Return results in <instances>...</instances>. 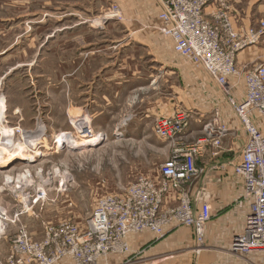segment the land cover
Instances as JSON below:
<instances>
[{
    "label": "built area",
    "instance_id": "1",
    "mask_svg": "<svg viewBox=\"0 0 264 264\" xmlns=\"http://www.w3.org/2000/svg\"><path fill=\"white\" fill-rule=\"evenodd\" d=\"M160 2L161 33L173 40L177 54L208 72L246 133L241 159L233 165L244 186L241 198L246 215L230 250L247 259L264 251V61L241 66L238 55L261 43L264 17L255 25L238 26L233 15L236 0ZM239 86L244 87L241 101L235 94ZM68 118L72 130L60 133L72 134L76 139L85 138L88 131L96 133L88 114H72ZM39 122L43 121L38 120L32 130L24 129L18 122L17 133L31 135L39 129ZM189 124L190 115L183 109L159 118L154 125L155 134L167 141L172 150L157 175L140 176L123 193L101 196L83 225L69 220L48 223L39 240L30 235L24 216L42 208L49 201L51 189L67 191L72 182L69 174L53 165L45 169L39 159L69 151L71 143L65 141L66 136L61 142L54 140L49 149H41L37 161L18 156L15 162L26 159L30 163L22 162L15 175L12 171L16 167L6 170L11 180L5 176L0 184V198L9 196L13 207L11 210L0 202V242L6 239L9 246L6 256L0 251V264H58L66 259L73 264H102L112 254H129L132 235L148 231L162 238L178 226L192 228L197 246L202 248L207 224L212 220L211 205L205 202L195 210L190 187L205 174L198 160L211 151L218 154L227 128L219 126L215 119L204 126L200 138L187 141ZM91 134L87 140H97L100 133Z\"/></svg>",
    "mask_w": 264,
    "mask_h": 264
},
{
    "label": "crops",
    "instance_id": "2",
    "mask_svg": "<svg viewBox=\"0 0 264 264\" xmlns=\"http://www.w3.org/2000/svg\"><path fill=\"white\" fill-rule=\"evenodd\" d=\"M135 4L133 22L140 29L139 32L136 28L128 29L127 34L125 29L118 35L79 33L80 26L95 29L98 25L105 29L109 21L105 20L103 24L97 21L95 25L80 20L71 10L78 9L76 3L66 7L68 17H64L65 14L52 19L46 16L42 25L54 22L56 28L46 41H59L54 49V63L43 68L47 75L40 73L30 85L21 88L22 100L11 105L12 110L20 113L17 122L24 129H36L32 121L37 112L43 115L37 120L43 121L48 133L70 131L68 116L84 113L91 117L96 133L104 138L147 139L157 137L154 125L159 118L172 116L177 109H183L190 115L185 138L194 141L204 134V126L216 119L219 126L227 128L222 148L217 155L209 152L198 160V164L205 168V175L190 187L195 210L205 202L211 205L212 220L206 227L204 248L197 246L199 250H195L197 243L192 228L178 226L168 230L162 238L148 231L132 235L129 240L131 252L112 254L109 258L112 264H132L120 263L122 257H132L130 262H138L134 264H264V251L236 261L220 253L229 249L237 233L242 231L246 215L241 198L244 186L233 168L241 159L246 141L245 137L240 155H237L241 148L237 149L238 141L233 136L242 125L208 72L177 54L173 40L161 33L160 0H138ZM233 15L238 26L255 25L264 17V0H236ZM260 60L264 61V38L257 46L238 55L241 66ZM38 62L35 57L31 63L23 65L30 73L35 71ZM0 94L7 104L10 96ZM235 94L241 101L244 87L239 86ZM243 133L246 136L244 129ZM158 140L157 147L169 148V158L171 145L160 138ZM0 202L13 210L9 196L1 197ZM219 210L222 212L217 213ZM34 215L37 213L24 216V222ZM0 251L3 257L9 253L6 239L0 242ZM172 251L181 252L162 257Z\"/></svg>",
    "mask_w": 264,
    "mask_h": 264
},
{
    "label": "rangeland",
    "instance_id": "3",
    "mask_svg": "<svg viewBox=\"0 0 264 264\" xmlns=\"http://www.w3.org/2000/svg\"><path fill=\"white\" fill-rule=\"evenodd\" d=\"M136 1L138 0H0V93L10 96L6 104L5 97L0 94V111H2L7 124L11 127L18 124L17 120L19 121L20 113L19 111L17 113L14 108L12 110L11 105L22 100L21 88L26 84L30 85L36 75L46 74L43 70L44 67L53 66L54 49L59 41L56 40V42L53 39L46 41V37L53 34L56 29L54 22L48 26L42 25L43 22L41 21L46 16L49 15L50 19L60 17L69 11L66 9V7H70L69 4L73 6L76 3L78 9L71 10L76 13V17L80 20L90 21L91 24L95 23V25L97 21H101V24L105 20L109 21L106 23L105 29H100L98 25L95 26V29L80 26L79 33L118 35L123 34L124 29L126 30L125 34H127L128 29L135 28L137 29L136 32H139L140 27L133 22L135 17L133 10ZM68 16L69 14L64 15V17ZM73 17L75 18V16ZM7 55H9L8 58L5 57ZM35 57H38V66L34 69L35 71L29 73V70L23 64L31 63ZM30 109H32V106ZM35 114L36 118L32 121L34 126L38 121L37 119H41L43 116L37 112ZM39 123L44 125L43 122ZM238 127L239 130L234 131L233 138L238 141V144H236L237 149L241 148L238 149L239 154H237L240 155L242 142H244L246 136L242 127ZM60 132L64 131L58 130L54 133L58 134ZM54 133L52 131L48 133L46 130L45 136L47 137L44 138L45 143L40 146L41 149H45V147L49 149L53 145ZM15 139L21 141L20 133L16 134ZM101 140L102 138L91 143L93 144L91 147H81L82 149L77 152L64 150L58 155H50L39 159L45 169L50 165L56 166L60 168L61 173L66 172V175L69 174L73 181L68 186L67 191L57 192L51 189L49 191V201L42 208H38L33 212L37 215L25 219V224L33 239L39 240L42 238L44 227L48 223L69 220L83 225L101 196L123 193L140 176H156L160 165L166 161L169 155V152H167L169 148L157 147L159 140L155 136L147 139L109 136ZM41 149H39L40 152ZM210 154L213 155L212 151ZM37 155L41 157L42 152ZM19 162L12 161L6 166L8 169H0V184L5 176H10V173L6 170L16 167L17 169L12 171L15 172L14 175L16 174L22 163ZM221 212L222 210H219L217 213ZM231 247L232 243L229 249H223L220 253L236 261L241 257L233 254L230 250ZM194 248L195 250L198 249L197 244ZM180 252L172 251L167 253L169 255L162 257H171ZM117 261L120 262L121 260ZM123 261L124 263H138L137 261L130 262L133 261L132 257L127 259L122 257L120 263H123ZM64 262L72 264L68 259L62 261V263ZM106 263L112 264L113 262L111 258H108L102 264Z\"/></svg>",
    "mask_w": 264,
    "mask_h": 264
},
{
    "label": "bare ground",
    "instance_id": "4",
    "mask_svg": "<svg viewBox=\"0 0 264 264\" xmlns=\"http://www.w3.org/2000/svg\"><path fill=\"white\" fill-rule=\"evenodd\" d=\"M45 133H46L45 126L39 123V129L36 130L33 134L27 136L26 134H24V132L21 131L20 132L21 141L16 140L15 139L17 134L16 127L9 126L7 124V121L5 120V117L3 116L2 111H0V169H3L6 166H8L10 163H12V161L15 162L18 156L20 157L28 156V158L36 161L37 159L36 156H38L37 154L41 153L39 150L41 149L40 146L45 143V139L47 137L45 136L46 135ZM90 134L91 133H89V131L86 132L85 135L83 136L85 138H81L82 139L81 140L80 138L76 139L72 134L67 133L66 135H64V133H58L53 136L54 138L52 142H54V140L61 142L63 140V136H66L67 140L65 141L71 143L76 147L78 145L91 144L102 138L101 137L102 134H99V138L97 140L95 137L94 140L92 139L87 140L86 138L89 137ZM96 134L98 133L91 135L94 136ZM7 178L8 181L11 180V178L9 177Z\"/></svg>",
    "mask_w": 264,
    "mask_h": 264
},
{
    "label": "water",
    "instance_id": "5",
    "mask_svg": "<svg viewBox=\"0 0 264 264\" xmlns=\"http://www.w3.org/2000/svg\"><path fill=\"white\" fill-rule=\"evenodd\" d=\"M100 143V142H99ZM87 147H91V146H93V144H89V145H86ZM62 148H64V146H62ZM68 149L70 150V151H73V152H77V151H80L82 148L80 147V146H74V145H68ZM22 162H24V163H30V161H28V160H26V159H22L21 160ZM3 169H8V167H6V168H3Z\"/></svg>",
    "mask_w": 264,
    "mask_h": 264
}]
</instances>
